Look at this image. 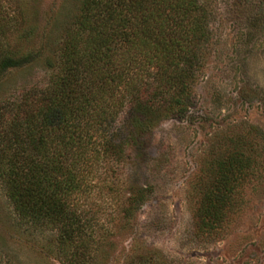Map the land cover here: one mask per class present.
<instances>
[{"label":"rangeland","instance_id":"1","mask_svg":"<svg viewBox=\"0 0 264 264\" xmlns=\"http://www.w3.org/2000/svg\"><path fill=\"white\" fill-rule=\"evenodd\" d=\"M79 1L0 0L3 39L35 56L2 77L1 109L47 86V61ZM201 4L209 39L185 114L159 123L136 151L93 154L79 169L83 187L69 206L84 227L88 264H264V0ZM232 152L244 161L242 178L218 222L201 229L204 196ZM56 235L20 222L0 183V264H63Z\"/></svg>","mask_w":264,"mask_h":264},{"label":"trees","instance_id":"2","mask_svg":"<svg viewBox=\"0 0 264 264\" xmlns=\"http://www.w3.org/2000/svg\"><path fill=\"white\" fill-rule=\"evenodd\" d=\"M3 21L0 17V81L35 57L9 46ZM208 39L201 0H80L62 44L47 61V86L26 90L3 104L4 112L0 106L5 196L27 227L57 232L61 263L91 260L84 227L69 206L83 187L80 167L93 154L136 151L159 123L185 114ZM123 112L121 129L110 131ZM239 155L230 154L204 196L201 229L218 222L242 178Z\"/></svg>","mask_w":264,"mask_h":264}]
</instances>
